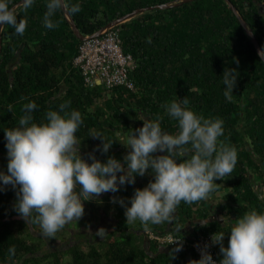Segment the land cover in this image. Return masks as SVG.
Returning <instances> with one entry per match:
<instances>
[{
	"label": "trees",
	"instance_id": "obj_1",
	"mask_svg": "<svg viewBox=\"0 0 264 264\" xmlns=\"http://www.w3.org/2000/svg\"><path fill=\"white\" fill-rule=\"evenodd\" d=\"M17 1L9 0V7ZM170 1L179 0L67 3L80 4L82 10L70 16L86 36L136 8ZM231 1L264 48L262 0ZM45 4L46 0H35L27 12L22 7L15 10L18 21H27L23 36L15 34L9 25L2 30L0 171L6 173L8 163L4 129L18 126L25 103L37 104L33 116L39 123L47 110L58 111L61 103L70 101L71 109L80 111L84 121L76 134L81 140L82 158L92 162L88 154L102 144V138L92 135L99 133L113 144L107 154L96 151V158L106 162L108 156H114L123 163L129 149L121 142L142 127L144 119L161 116L162 130L177 133L178 122L168 117L162 106L187 97L197 114L224 121V136L220 139L237 149L238 162L231 176L215 181L213 193L223 188L222 181L227 188L222 209L233 204L230 209L237 218L252 210L264 212V61L226 0H192L167 9L155 8L115 26L120 30L124 52L132 54L136 64L130 71L134 90L124 86L108 89L101 83L85 85L81 71L73 64L82 40L63 10L53 17L61 22L59 27L45 28ZM149 38L151 43L147 42ZM226 67L239 73L231 101L223 94L222 74ZM136 178L141 180L122 186L117 193L109 192L101 203L84 202L85 212L96 214L102 206L106 215L113 212L115 219L114 227L86 248L81 242H74L61 249H44V237L34 235L36 230L42 232L40 226L26 224L14 210L15 190L8 186L0 191V264H186L189 255H194L188 247L171 259L169 253L175 247L149 239L139 221L127 224L125 209L111 202L113 196L122 197L130 206L135 189L145 187L153 179ZM194 214L205 218L209 211L181 202L171 223L149 224L147 229L160 233L171 230L186 237L181 230ZM219 229L225 228L215 221L209 222L203 227L199 225L193 236L187 238ZM12 246L14 256L8 252Z\"/></svg>",
	"mask_w": 264,
	"mask_h": 264
},
{
	"label": "clouds",
	"instance_id": "obj_2",
	"mask_svg": "<svg viewBox=\"0 0 264 264\" xmlns=\"http://www.w3.org/2000/svg\"><path fill=\"white\" fill-rule=\"evenodd\" d=\"M34 3L21 0L19 7L27 12ZM45 7L43 26L47 29L59 27L61 22L53 19L57 12L71 15L82 10L80 4L70 5L67 0H46ZM4 25L19 36L27 28L25 19L17 20L9 0H0V27ZM147 42L151 43V38ZM258 55L264 60V48ZM238 75L237 69L227 67L222 74L223 94L229 101ZM37 107L34 101L23 104L18 126L4 129L8 163L7 172L0 171V191L11 186L16 194L14 210L26 224L39 225L48 238L72 221L78 222L85 213V201L117 193L122 186L135 184L136 177L145 176L149 169L153 179L135 189L130 206L122 197L113 196L111 202L125 209L127 224L139 221L147 230L149 224L171 223L181 202L192 205L208 200L216 189L215 181L231 176L238 162L236 147L220 139L224 121L197 114L187 97L162 106L168 117L178 122L177 133L162 130L161 116L144 119L142 127L121 142L129 149L123 163L114 156H108L106 162L96 158V151L107 154L113 144L99 133L92 135L102 138V144L88 154L92 162L82 158L76 134L84 121L80 111L71 109L70 101L61 103L58 111L47 110L39 123L33 116ZM221 219L225 223L224 217ZM200 221L202 227L208 223ZM233 221L227 246L226 234L217 231L210 244L197 245L200 258L189 264H264V212L252 210ZM103 230L99 229L98 235ZM216 245L222 256L218 262L208 250ZM182 248L183 244L177 243L169 257L175 259ZM8 252L14 256L15 247Z\"/></svg>",
	"mask_w": 264,
	"mask_h": 264
},
{
	"label": "built area",
	"instance_id": "obj_3",
	"mask_svg": "<svg viewBox=\"0 0 264 264\" xmlns=\"http://www.w3.org/2000/svg\"><path fill=\"white\" fill-rule=\"evenodd\" d=\"M73 64L79 68L85 85L93 87L101 83L105 88L124 86L129 90L135 89V82L130 76V71L136 64L132 54L124 52L121 44L120 30L117 27L104 29L98 36L86 35L78 47V54ZM145 234L149 239L156 240L164 246L176 247L182 243L195 255L196 260L200 258L197 247L210 244L213 232L201 234L195 238H187L175 234L172 231L160 233L147 229ZM179 240V241H178ZM218 245L211 246L208 250L217 262L222 259L219 255Z\"/></svg>",
	"mask_w": 264,
	"mask_h": 264
},
{
	"label": "crops",
	"instance_id": "obj_4",
	"mask_svg": "<svg viewBox=\"0 0 264 264\" xmlns=\"http://www.w3.org/2000/svg\"><path fill=\"white\" fill-rule=\"evenodd\" d=\"M148 172L149 173L143 176V178H147V179L153 178L152 175H150L151 173L150 169L148 170ZM222 185H223V188L213 194H210V198L208 200L201 201L198 204H192V206L196 210L203 209V208L207 209L209 211V215L204 218L200 215L194 214V216L191 219H189L188 222L186 223L185 229L181 230L186 237L193 236V232L197 230L199 225H201L200 220H207L208 223L215 221L222 228H225V229H219V231H222L226 234L224 244L225 246H227V243H228L227 233L229 232L232 223H234L233 220H235L237 217L235 216V213H233L230 209V207H232L233 204H228L227 208L222 209L221 207L222 205H226L223 199V195L227 189L224 181H222ZM222 217H224L225 223H223V220L221 219ZM194 259H195L194 255H189L188 259L186 260V264H189V261L194 260Z\"/></svg>",
	"mask_w": 264,
	"mask_h": 264
},
{
	"label": "rangeland",
	"instance_id": "obj_5",
	"mask_svg": "<svg viewBox=\"0 0 264 264\" xmlns=\"http://www.w3.org/2000/svg\"><path fill=\"white\" fill-rule=\"evenodd\" d=\"M103 220L106 224L111 223L112 227L115 224V219L112 214L111 217H109L108 222L106 219ZM91 222L92 219L90 217V212L86 211V213H84L83 217L78 222L72 221L71 223L67 224L61 231H59L56 234V237H58V239L55 241H53L52 238L43 236L42 232H39V230L34 231V235L44 237V240L46 241L44 249L46 250L65 248L68 246V244L74 242H81L82 247L86 248L88 243L97 242L101 240L105 235L104 232L102 235H98L97 233L99 230L100 219H97L92 226H91Z\"/></svg>",
	"mask_w": 264,
	"mask_h": 264
},
{
	"label": "water",
	"instance_id": "obj_6",
	"mask_svg": "<svg viewBox=\"0 0 264 264\" xmlns=\"http://www.w3.org/2000/svg\"><path fill=\"white\" fill-rule=\"evenodd\" d=\"M190 1H192V0L170 1V2H166V3H162V4H156V5H150V6H146V7L136 8L133 11H131V12H129V13L123 15V16H120V17H118V18H116V19H114L112 21H110L104 27L100 28L94 34H92L90 36H98V35L101 34V32L104 29H109V28L118 26L119 24L124 23V22H126V21H128V20H130V19H132V18L144 13L145 11L153 10L155 8L167 9V8L178 6V5H181L183 3L190 2ZM226 2L230 6V8L233 10V12L236 14V16L238 17V19H239L240 23L242 24V26L244 27L246 33L251 37L252 42L254 43L257 52H259L262 48H261V46H260V44H259V42H258L253 30H252V28L248 25L247 21L240 14V12L238 11L236 5L231 0H226ZM20 4H21V0L17 1L16 3H14L10 8L16 10L19 7ZM65 15L68 18V20H69V22L71 24V27H72L74 33L77 35V37H79L81 40L86 38V36H84L81 33L80 29L78 28L77 24L75 23L73 18L70 16V14H66L65 13ZM3 27L4 26L0 27V51H1V48H2V30H3Z\"/></svg>",
	"mask_w": 264,
	"mask_h": 264
},
{
	"label": "flooded vegetation",
	"instance_id": "obj_7",
	"mask_svg": "<svg viewBox=\"0 0 264 264\" xmlns=\"http://www.w3.org/2000/svg\"><path fill=\"white\" fill-rule=\"evenodd\" d=\"M262 6H264V0H262ZM150 171H151V170H150ZM138 180H139V179L136 178L135 182H136V181L139 182ZM108 194H109V193L101 194L99 198H97V199H93V200H96V201H98V202L101 203V202L104 201V200H103L104 196H105V195H108ZM87 212H90V217H91V219H92L91 226L95 223V221H96L97 219H100L99 229L103 228V229H104L103 232H104L105 235H106V233L109 231V229H112V228L114 227L115 224H114L113 227H112V224H111V223H110V224H106V223L104 222V220H103V219H106L107 222H108L109 217H111V214L114 215L113 212H111L109 215H106V213L104 212V209H103L102 206H101L100 208H98L96 214H94V212H92V211H87ZM85 213H86V212H85ZM95 217H96V218H95ZM107 218H108V219H107ZM110 227H112V228H110Z\"/></svg>",
	"mask_w": 264,
	"mask_h": 264
}]
</instances>
